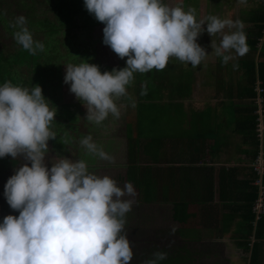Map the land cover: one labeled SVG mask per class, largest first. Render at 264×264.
<instances>
[{
    "label": "crops",
    "instance_id": "1",
    "mask_svg": "<svg viewBox=\"0 0 264 264\" xmlns=\"http://www.w3.org/2000/svg\"><path fill=\"white\" fill-rule=\"evenodd\" d=\"M165 2L185 10L195 5L197 19H240L248 47L264 6V0ZM219 40V34L198 35L208 54L196 67L172 57L164 69H155L151 103L128 87V95L115 100L118 118L109 114L97 125L86 114L78 116V129L89 132L111 160L89 153L77 133L73 160H85L89 171L110 176L118 186L132 183L135 196L124 197L133 200L124 226L130 246L185 247L201 264H264V214L250 223L256 196L251 164L255 152L264 157V131L258 137L249 123L255 88L263 82L257 70L254 87L247 76L252 59L256 68L264 62V35L254 53L233 52L227 63L215 55Z\"/></svg>",
    "mask_w": 264,
    "mask_h": 264
},
{
    "label": "clouds",
    "instance_id": "2",
    "mask_svg": "<svg viewBox=\"0 0 264 264\" xmlns=\"http://www.w3.org/2000/svg\"><path fill=\"white\" fill-rule=\"evenodd\" d=\"M84 6L104 23L102 42L127 57L126 66L111 71L101 72L86 59L65 65L64 82L84 103L85 119L97 125L109 114L120 116L115 100L128 95L134 72L164 69L172 57L198 66L208 54L197 42L204 31L219 34L213 47L223 63L233 52L243 56L248 51L240 19L216 15L197 19L195 9L171 6L165 0H84ZM11 26L23 49L33 54L44 49L24 15L16 16ZM146 92L144 86L141 94ZM55 113L39 84L0 83V157L22 155L30 161L4 184L8 205L19 212L0 220V264H130L133 251L124 226L133 200L124 197H134V187L131 182L118 186L110 176L89 171L83 159L56 156L47 166V141L56 137L51 127ZM80 144L111 160L91 135L83 136ZM166 256L156 250L143 264H160Z\"/></svg>",
    "mask_w": 264,
    "mask_h": 264
},
{
    "label": "rangeland",
    "instance_id": "3",
    "mask_svg": "<svg viewBox=\"0 0 264 264\" xmlns=\"http://www.w3.org/2000/svg\"><path fill=\"white\" fill-rule=\"evenodd\" d=\"M18 1L27 2V0ZM195 7V5L188 6V8L193 9ZM103 27L104 24L94 27L91 47L89 43L82 39V33L78 35L80 38L76 42L69 41L68 37L61 35V33L57 35L41 34L39 40L43 42L44 49L38 51L36 56H32L26 49H17L16 47L20 46L18 43L15 45L12 42L13 37L4 32L2 34V31L0 32V83L9 81L13 84L27 87L39 84L42 89V94L56 107L54 121L51 125L52 129L56 132V137L50 138L47 141L48 152L45 157L47 166L51 165L52 158L56 157L58 152L60 154L57 156L64 154L61 146L62 141H59L57 136V132L59 131L64 133L67 131L72 135L70 141L66 143L67 147L64 146V151H70L67 155L69 156L70 154V156L67 158L74 159L75 151H78L75 146V133L78 135L76 131L79 127H77V123L72 125L69 123H74L73 119L76 115L81 117L86 114L84 103L70 91L69 83L64 82L65 65L78 64L82 59H86L89 63L97 64L101 72L105 70L111 71L113 68L119 69L125 66L127 57L119 64V55L110 46L102 42ZM58 38H61L60 43ZM89 49L90 52L88 53ZM80 109L85 110L80 111ZM87 157L90 156L87 155ZM18 212L19 210L17 209H11L9 214L18 215ZM141 246L146 247V245H136L133 247L137 249L144 248Z\"/></svg>",
    "mask_w": 264,
    "mask_h": 264
},
{
    "label": "trees",
    "instance_id": "4",
    "mask_svg": "<svg viewBox=\"0 0 264 264\" xmlns=\"http://www.w3.org/2000/svg\"><path fill=\"white\" fill-rule=\"evenodd\" d=\"M262 14L259 15V18L256 20L254 29L257 30V35L255 37L250 38V43L248 50L251 49L254 53L256 51V45L260 36L264 30V6L259 10ZM18 15H24L27 18V27L29 28L30 32L33 35L34 39L39 40L41 34H51L57 35L61 33V35H65L68 37L69 41L76 42L80 37L78 36L80 33L83 35V40L89 43L90 47L92 45L93 39V29L95 26L104 24L103 22L97 20L94 14L90 13L86 7L84 6V0H27L19 2L18 0H0V32L2 31L9 36H12V42L16 45V40L14 39L13 32L16 30L14 29L11 24L14 21L15 17ZM48 24V25H46ZM56 37V36H54ZM59 39V43L61 38ZM20 47L22 46L19 44ZM15 48V49H16ZM264 48V44L262 46ZM259 50V55H263V49ZM90 52V49L88 53ZM32 56H36L29 52ZM30 58V57H28ZM126 57L121 58L119 56L118 63L121 64L122 61ZM264 62L259 61L258 67L256 68L254 65V60L250 61L249 69L247 70V76L251 82V86L254 87V81L256 80L257 76L255 74V70L258 72V77L262 79L263 85L262 89L264 90V76L261 73L262 67ZM126 66V65H125ZM134 79L132 82L127 86L130 89L135 87L137 92L141 93L144 86L147 88L146 94H141L143 97V102H149V97L154 95V84H155V68L148 72L140 73L134 72ZM264 96V91H263ZM148 97V98H147ZM255 97V96H254ZM85 109H80V111H84ZM256 104L253 98V106L250 108V130L256 128V118L257 113ZM78 116L76 115L73 122L69 124H76ZM103 123V122H102ZM76 131V130H75ZM78 137H83L88 135L89 132H85L82 134V131L78 129ZM259 143L258 138L256 139ZM256 155V152H255ZM254 155V156H255ZM256 197V196H255ZM255 199V198H254ZM253 199V200H254ZM253 202V201H252ZM252 207V204H251ZM261 218V216H260ZM258 218L255 220L254 215L251 211V218L250 223L257 222L260 219ZM132 247V246H130ZM144 247V246H141ZM147 247V248H146ZM142 249H137L132 247L133 257L130 261V264H143V262L150 258L152 253L156 250H162L167 253V256L160 264H201L202 261L195 260L196 256L192 259L190 255V251H188L185 247H178V248H159V247H151L146 246ZM151 248V249H148ZM145 249V250H144ZM144 250V251H143ZM143 251V252H142Z\"/></svg>",
    "mask_w": 264,
    "mask_h": 264
},
{
    "label": "built area",
    "instance_id": "5",
    "mask_svg": "<svg viewBox=\"0 0 264 264\" xmlns=\"http://www.w3.org/2000/svg\"><path fill=\"white\" fill-rule=\"evenodd\" d=\"M256 96H255V104L257 109L255 112L257 113L256 118V132L258 137L262 136L264 131V111L262 107V86L260 83H257L255 88ZM252 170L255 174L254 184L256 185V197L252 202L251 211L254 215L255 220L260 218L264 214V185H263V176H264V157L260 151L256 153L254 159L252 161Z\"/></svg>",
    "mask_w": 264,
    "mask_h": 264
},
{
    "label": "flooded vegetation",
    "instance_id": "6",
    "mask_svg": "<svg viewBox=\"0 0 264 264\" xmlns=\"http://www.w3.org/2000/svg\"><path fill=\"white\" fill-rule=\"evenodd\" d=\"M57 136H58L59 141H62L61 146H62V150H64L65 149L64 146L67 147L66 143L70 141V138L72 137V135H70L67 131L66 133L59 131L57 132ZM51 145L54 146L53 144ZM59 154L60 153L58 152L57 155ZM23 163L30 164V161L25 160L22 155H18L17 157L13 158L11 157L10 154H6L4 157H0V220L3 219L4 215L9 214V212L12 209L8 205L6 198L4 196V184L7 178L10 175H12L14 171L19 166H21ZM45 164H47L46 161H45ZM48 166L50 167L51 165H48Z\"/></svg>",
    "mask_w": 264,
    "mask_h": 264
}]
</instances>
